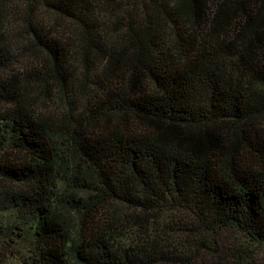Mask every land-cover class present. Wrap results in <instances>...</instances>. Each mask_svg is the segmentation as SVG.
Returning a JSON list of instances; mask_svg holds the SVG:
<instances>
[{"label":"trees","instance_id":"16d2710c","mask_svg":"<svg viewBox=\"0 0 264 264\" xmlns=\"http://www.w3.org/2000/svg\"><path fill=\"white\" fill-rule=\"evenodd\" d=\"M0 202L30 264H264V0H0Z\"/></svg>","mask_w":264,"mask_h":264},{"label":"rangeland","instance_id":"374dc122","mask_svg":"<svg viewBox=\"0 0 264 264\" xmlns=\"http://www.w3.org/2000/svg\"><path fill=\"white\" fill-rule=\"evenodd\" d=\"M9 30L11 29L9 28ZM13 49L19 51L21 48L18 44L14 43ZM20 53L21 57L18 56V59H20L21 62L27 61L26 65H28L30 63L29 61L32 60V63L35 64V59L33 57H28L31 56L32 53H25L24 50H21ZM76 68L79 70L77 71V91L75 95L62 91L67 87L62 88V90H54L43 83L40 85V92L38 95L40 103L37 105V108L41 109L48 107L49 111L51 112V117L55 114L64 116V114L73 107V112L77 113L81 108H85L88 100L92 101L95 93L92 82H94L93 74L96 72V68H94L92 73L90 71L89 74L86 72V70H84L82 64H78ZM57 92L59 97L55 98V93ZM76 109H78V111ZM5 155L8 156L7 154H4V156ZM4 208L6 207L4 206L3 202H0V224H11L12 232L10 234L11 236H16V233L19 231L15 228L17 226L20 227V221H17L18 215L16 212H10ZM30 242L31 240L22 242V248L25 249L29 247L31 244ZM0 264H30V261H28V259H24L23 256L18 253L16 244L14 242H12L7 237L0 235Z\"/></svg>","mask_w":264,"mask_h":264}]
</instances>
